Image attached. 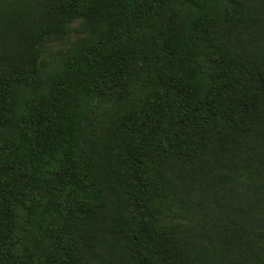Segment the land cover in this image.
I'll use <instances>...</instances> for the list:
<instances>
[{"label": "trees", "instance_id": "1", "mask_svg": "<svg viewBox=\"0 0 264 264\" xmlns=\"http://www.w3.org/2000/svg\"><path fill=\"white\" fill-rule=\"evenodd\" d=\"M0 264H264V0H0Z\"/></svg>", "mask_w": 264, "mask_h": 264}, {"label": "rangeland", "instance_id": "2", "mask_svg": "<svg viewBox=\"0 0 264 264\" xmlns=\"http://www.w3.org/2000/svg\"><path fill=\"white\" fill-rule=\"evenodd\" d=\"M62 44L61 43H56V42H52L51 44L48 45V50L49 52H53L55 51L57 48H59Z\"/></svg>", "mask_w": 264, "mask_h": 264}]
</instances>
